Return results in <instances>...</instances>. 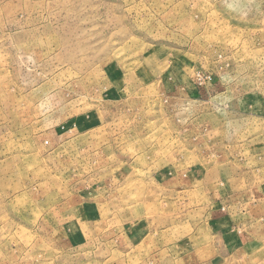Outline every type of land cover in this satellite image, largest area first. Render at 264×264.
Instances as JSON below:
<instances>
[{"label": "rangeland", "instance_id": "obj_1", "mask_svg": "<svg viewBox=\"0 0 264 264\" xmlns=\"http://www.w3.org/2000/svg\"><path fill=\"white\" fill-rule=\"evenodd\" d=\"M0 264H264V0H0Z\"/></svg>", "mask_w": 264, "mask_h": 264}]
</instances>
